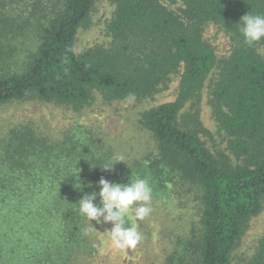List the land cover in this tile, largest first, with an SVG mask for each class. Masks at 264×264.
<instances>
[{
  "label": "trees",
  "instance_id": "16d2710c",
  "mask_svg": "<svg viewBox=\"0 0 264 264\" xmlns=\"http://www.w3.org/2000/svg\"><path fill=\"white\" fill-rule=\"evenodd\" d=\"M24 1L0 0V105L36 98L79 110L95 93L107 101L152 96L182 66L175 100L141 114L140 124L156 142V154L141 172L156 196L175 179L196 188L198 226L176 264H231L248 220L264 200V56L259 52L264 40L244 44L238 24L248 13L264 14V0H182L180 13L160 0H114L109 45L79 54L76 35L96 0H35L28 16L15 7ZM210 22L230 37L231 52L224 58L217 59L202 38ZM35 39V49L27 52ZM214 67L219 78L212 107L228 136L230 156L205 145L196 105L181 114ZM103 163L83 144L53 152L31 129L16 131L0 162V264H15V257L25 264L24 252L32 247L42 250L37 255L44 262L56 248L58 254L91 251L93 227L76 204L99 191L102 177L108 180V171L92 167ZM77 173L83 191L76 188ZM57 253L55 264H62ZM250 264H264V236Z\"/></svg>",
  "mask_w": 264,
  "mask_h": 264
},
{
  "label": "rangeland",
  "instance_id": "374dc122",
  "mask_svg": "<svg viewBox=\"0 0 264 264\" xmlns=\"http://www.w3.org/2000/svg\"><path fill=\"white\" fill-rule=\"evenodd\" d=\"M34 1L26 0L18 6L15 5L17 12L28 16ZM160 2L175 13H180L184 7L182 0ZM114 10V0L95 1L88 23L77 32L74 46L77 54L91 47L109 45L111 36L108 25ZM202 38L212 47L217 59L230 54V37L219 24L208 23L204 27ZM37 42L39 41L36 39L31 41L27 52L34 50ZM259 52L264 56L263 48ZM23 56L20 53V57ZM10 66L13 67V64ZM181 73L182 66L170 74L167 84L152 96H132L107 101L101 94L95 93L90 104L79 110L36 98L1 104L0 162L2 151L12 141L14 133L29 128L37 138L45 140L53 152L83 144L104 163L117 162L113 170L108 171L110 182L126 184L130 177H145L141 168L156 154V142L152 134L140 124L141 114L162 103L175 100ZM218 78V68L214 67L204 82L198 100L187 102L181 114L185 116L196 105L198 119L206 132L200 133L201 139L213 153L223 152L230 156L226 148L228 136L221 128L212 107V90ZM120 157H123V162H119ZM1 170L0 174L4 171ZM152 208L153 211L148 217L138 221V229L143 239L134 249H112L108 243V234L104 232L105 229H111V223L96 224L94 221L95 244L91 251H61L59 254L57 248L54 251L59 255L62 264H176L183 244L198 226L200 205L196 188L190 183H181L178 179L167 182V188L161 195L153 194ZM262 236L264 200L260 212L248 220L244 233L233 250L231 264H250ZM31 249L24 252L27 258L25 264L59 263L58 258L54 257L55 253L52 255L54 259L51 257V260L44 262L46 260L37 255L42 250L37 252L34 247ZM11 262L24 264L18 257Z\"/></svg>",
  "mask_w": 264,
  "mask_h": 264
},
{
  "label": "clouds",
  "instance_id": "9594fccd",
  "mask_svg": "<svg viewBox=\"0 0 264 264\" xmlns=\"http://www.w3.org/2000/svg\"><path fill=\"white\" fill-rule=\"evenodd\" d=\"M239 31L243 43L254 46L264 40V14H246L241 17ZM123 162V157L119 158ZM117 162H105L99 167L102 171H112ZM79 173V172H78ZM76 177V187L83 191V185ZM75 184V185H76ZM99 191L93 190L90 194H84L76 204L79 214L93 227L96 224L111 223V229H105L108 234L109 246L114 250L125 251L136 248L142 241V233L138 229V221L144 220L152 211L153 188L148 177L137 175L129 179L128 183L110 182L105 178L98 181ZM87 187H92L89 183ZM99 197V203H95ZM94 228V227H93ZM95 229V228H94Z\"/></svg>",
  "mask_w": 264,
  "mask_h": 264
}]
</instances>
